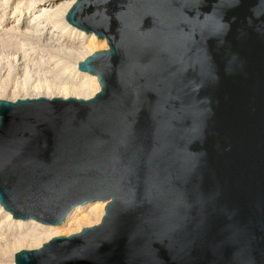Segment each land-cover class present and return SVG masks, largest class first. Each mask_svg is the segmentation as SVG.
<instances>
[{
  "label": "water",
  "instance_id": "1",
  "mask_svg": "<svg viewBox=\"0 0 264 264\" xmlns=\"http://www.w3.org/2000/svg\"><path fill=\"white\" fill-rule=\"evenodd\" d=\"M91 99L0 100V205L98 226L14 264H264V0H75Z\"/></svg>",
  "mask_w": 264,
  "mask_h": 264
},
{
  "label": "bare ground",
  "instance_id": "2",
  "mask_svg": "<svg viewBox=\"0 0 264 264\" xmlns=\"http://www.w3.org/2000/svg\"><path fill=\"white\" fill-rule=\"evenodd\" d=\"M11 1L0 0V72L5 70L6 77L16 80L10 93H24L18 100L40 96L48 100L93 98L100 90L98 79L81 72L78 64L98 42L106 41L66 21L75 0L58 3L57 0H29L24 8L17 4L9 17L7 8ZM43 48L56 51L60 57L46 53ZM5 89L1 88L0 94ZM105 206L100 201L75 206L61 224L52 226L31 219H14L0 205V244L3 246L0 254L4 256L11 250L13 258L18 250H37L54 237H68L80 233L82 228L98 226L105 215Z\"/></svg>",
  "mask_w": 264,
  "mask_h": 264
},
{
  "label": "rangeland",
  "instance_id": "3",
  "mask_svg": "<svg viewBox=\"0 0 264 264\" xmlns=\"http://www.w3.org/2000/svg\"><path fill=\"white\" fill-rule=\"evenodd\" d=\"M28 1L29 0H12L10 3H9V5H8V8H7V13H8V15H9V17L13 14L12 12H14V9L17 7L16 5L18 4V5H20L21 7H25V6H27V3H28ZM60 0H57L56 1V3H58ZM20 2V3H19ZM98 41H96V43H97ZM39 46L41 47L42 46V44H39ZM95 46H97L95 49H93L92 51H91V53L89 54V56L91 55V54H93L94 52H97V51H101V50H106L107 49V45H106V42H103V44L102 43H97ZM101 46H102V48H101ZM98 47H100V48H98ZM43 51H45L46 53H49V54H53V55H55V56H57L58 58L60 57V55L56 52V51H48L47 49H44L43 48ZM57 53V54H56ZM86 57H88V55L86 56ZM85 57V58H86ZM84 58V59H85ZM72 60H70V62H71ZM4 71L5 70H3V71H1L0 72V89L1 88H3V87H5L6 89L4 90V92H2V94H0V100H17V99H19V98H21V95H23L24 93H16V94H12V93H10V91H11V89L10 88H12V86H13V84H14V82L16 81L12 76L10 77H6V74L4 73ZM3 72V73H2ZM27 97H29V96H27ZM98 225V224H97ZM92 226H95V225H92ZM91 226V227H92ZM63 236V235H62ZM3 246L0 244V248H2ZM1 250V249H0ZM21 250H24V249H21ZM21 250H18L17 252H19V251H21ZM10 252H11V250H9V252L8 253H6L4 256H1V254H0V264H11V262L14 260L13 258H14V255H15V253H17V252H13L14 253V255H13V258H11V254H10ZM0 253H1V251H0ZM12 253V254H13ZM10 260V261H9ZM14 262V261H13ZM14 264V263H13Z\"/></svg>",
  "mask_w": 264,
  "mask_h": 264
}]
</instances>
